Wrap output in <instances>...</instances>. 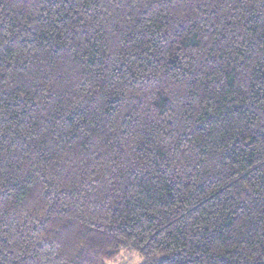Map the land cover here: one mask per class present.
<instances>
[{
  "label": "trees",
  "instance_id": "trees-1",
  "mask_svg": "<svg viewBox=\"0 0 264 264\" xmlns=\"http://www.w3.org/2000/svg\"><path fill=\"white\" fill-rule=\"evenodd\" d=\"M264 264V0H0V264Z\"/></svg>",
  "mask_w": 264,
  "mask_h": 264
},
{
  "label": "rangeland",
  "instance_id": "rangeland-1",
  "mask_svg": "<svg viewBox=\"0 0 264 264\" xmlns=\"http://www.w3.org/2000/svg\"><path fill=\"white\" fill-rule=\"evenodd\" d=\"M141 258L131 250H122L118 257L111 261L107 262L106 264H141Z\"/></svg>",
  "mask_w": 264,
  "mask_h": 264
}]
</instances>
